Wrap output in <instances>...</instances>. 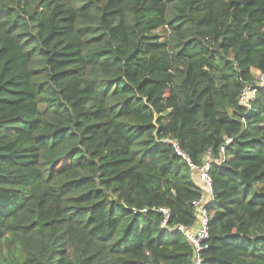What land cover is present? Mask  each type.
Masks as SVG:
<instances>
[{
    "label": "trees",
    "instance_id": "16d2710c",
    "mask_svg": "<svg viewBox=\"0 0 264 264\" xmlns=\"http://www.w3.org/2000/svg\"><path fill=\"white\" fill-rule=\"evenodd\" d=\"M258 73L264 0H0V264H192L167 141L224 147L204 264H264Z\"/></svg>",
    "mask_w": 264,
    "mask_h": 264
},
{
    "label": "built area",
    "instance_id": "2783aa9c",
    "mask_svg": "<svg viewBox=\"0 0 264 264\" xmlns=\"http://www.w3.org/2000/svg\"><path fill=\"white\" fill-rule=\"evenodd\" d=\"M264 89V73H258L255 78L254 85L244 89L239 96V103L242 105H247L249 100H253L255 96V90ZM174 148L175 153L178 157L182 158L188 166L192 174L193 183L200 189V198L193 203L194 207V224L190 227L175 226L173 228H167L165 221L161 223L160 228H167L169 231H178L184 237L187 244L192 250V264H204L202 258V253L208 248V224L210 215L208 213V207L213 202V191L212 183L209 176L211 165L219 164L224 161V147L220 148V159L219 161H214L211 158V154L207 153L206 157L203 159L201 165H195L190 158L178 148L175 142L167 141ZM229 141H226L227 145ZM145 212V211H143ZM159 212L167 218L168 210L160 209Z\"/></svg>",
    "mask_w": 264,
    "mask_h": 264
}]
</instances>
